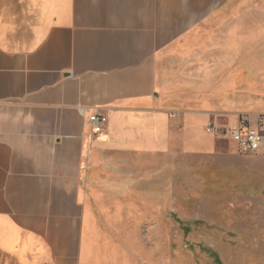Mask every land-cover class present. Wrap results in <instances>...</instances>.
Here are the masks:
<instances>
[{
    "label": "crops",
    "instance_id": "crops-1",
    "mask_svg": "<svg viewBox=\"0 0 264 264\" xmlns=\"http://www.w3.org/2000/svg\"><path fill=\"white\" fill-rule=\"evenodd\" d=\"M233 1L0 0V264H76L158 155L202 156L213 187L262 190L264 151L217 150L206 131L238 119L176 112L160 76Z\"/></svg>",
    "mask_w": 264,
    "mask_h": 264
},
{
    "label": "rangeland",
    "instance_id": "rangeland-1",
    "mask_svg": "<svg viewBox=\"0 0 264 264\" xmlns=\"http://www.w3.org/2000/svg\"><path fill=\"white\" fill-rule=\"evenodd\" d=\"M232 5L220 23L162 56L165 97L176 112L224 124L264 115V0ZM215 136L217 150L238 151ZM149 162L136 197L98 220L76 264H264V187H213L212 160L198 155Z\"/></svg>",
    "mask_w": 264,
    "mask_h": 264
},
{
    "label": "built area",
    "instance_id": "built-area-1",
    "mask_svg": "<svg viewBox=\"0 0 264 264\" xmlns=\"http://www.w3.org/2000/svg\"><path fill=\"white\" fill-rule=\"evenodd\" d=\"M82 114L83 111H81ZM92 135L101 134L106 124L105 116L97 109L86 117ZM208 133L227 138L234 143L239 152L245 155H253L264 151V115L257 116L254 121L239 119L236 126L227 129H217L209 126Z\"/></svg>",
    "mask_w": 264,
    "mask_h": 264
}]
</instances>
